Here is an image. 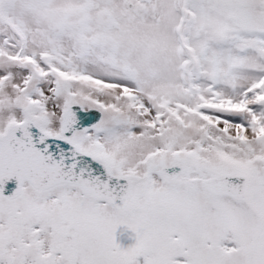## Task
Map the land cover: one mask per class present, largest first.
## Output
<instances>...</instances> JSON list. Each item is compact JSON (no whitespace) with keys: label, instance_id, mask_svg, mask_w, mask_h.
I'll list each match as a JSON object with an SVG mask.
<instances>
[{"label":"snow or ice","instance_id":"1","mask_svg":"<svg viewBox=\"0 0 264 264\" xmlns=\"http://www.w3.org/2000/svg\"><path fill=\"white\" fill-rule=\"evenodd\" d=\"M0 264H264V0H0Z\"/></svg>","mask_w":264,"mask_h":264}]
</instances>
